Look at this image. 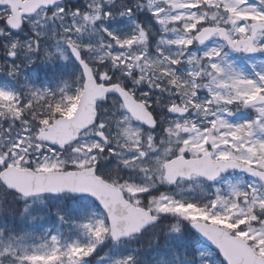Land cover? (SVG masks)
I'll list each match as a JSON object with an SVG mask.
<instances>
[{
	"label": "snow or ice",
	"instance_id": "obj_1",
	"mask_svg": "<svg viewBox=\"0 0 264 264\" xmlns=\"http://www.w3.org/2000/svg\"><path fill=\"white\" fill-rule=\"evenodd\" d=\"M0 264H264V0H0Z\"/></svg>",
	"mask_w": 264,
	"mask_h": 264
}]
</instances>
